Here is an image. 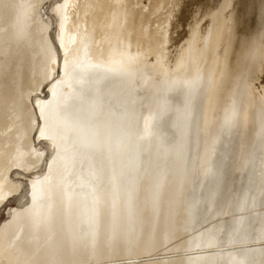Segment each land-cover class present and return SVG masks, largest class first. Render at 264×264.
<instances>
[{
  "label": "bare ground",
  "instance_id": "1",
  "mask_svg": "<svg viewBox=\"0 0 264 264\" xmlns=\"http://www.w3.org/2000/svg\"><path fill=\"white\" fill-rule=\"evenodd\" d=\"M148 1L0 0V264H264V0Z\"/></svg>",
  "mask_w": 264,
  "mask_h": 264
},
{
  "label": "rangeland",
  "instance_id": "2",
  "mask_svg": "<svg viewBox=\"0 0 264 264\" xmlns=\"http://www.w3.org/2000/svg\"><path fill=\"white\" fill-rule=\"evenodd\" d=\"M145 1L147 2V3H145ZM186 1H189V5H188V10H189V12H191V13H193V14H195L194 12H195V10H197V8L199 7L198 6V3H197V0H186ZM168 3H166V4H169L168 6H171L170 4H174V2H176L175 4L176 5H174L173 7V10H172V14H173V12L175 13V14H173L174 16H176V13H177V10L180 8L178 5V0H168L167 1ZM150 3H152V1H148V0H143V6L145 7V10H146V7H147V5H148V7H147V9H149V4ZM177 6L179 7V8H177ZM180 10V9H179ZM194 11V12H193ZM174 16H170V27L168 28V34H169V54L170 55H172V56H174V54H175V51L176 50H174L175 49V47H177L179 44H181V43H183L184 41L183 40H186V36H185V34L187 33V29H188V24L190 23H192V17H190L188 20H187V24L184 26V27H182L181 29H178V30H176L175 28H174V25H173V21H175V19L173 18ZM172 17V18H171ZM155 19H156V21L158 20L157 19V17L155 16ZM174 19V20H173ZM154 20V19H153ZM190 21V22H189ZM172 29V30H171ZM171 30V31H170ZM180 31V32H179ZM170 32V33H169ZM173 32V33H172ZM178 32V33H177ZM180 33H184L183 35H182V37L181 38H183V39H181V38H178L179 36H178V34H180ZM171 37V38H170ZM170 41H172V42H170ZM177 44V45H176ZM172 45V46H171ZM167 46H168V44H167ZM171 48V49H170ZM173 48V49H172ZM174 50V51H173ZM172 56H170V57H172ZM173 58V57H172ZM152 59V58H151ZM150 59V60H151ZM172 61V60H171ZM12 207H16L14 204H12L11 205V208ZM4 218H6V216H4Z\"/></svg>",
  "mask_w": 264,
  "mask_h": 264
}]
</instances>
